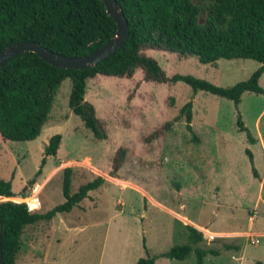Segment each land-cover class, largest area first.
Listing matches in <instances>:
<instances>
[{"label":"rangeland","instance_id":"1","mask_svg":"<svg viewBox=\"0 0 264 264\" xmlns=\"http://www.w3.org/2000/svg\"><path fill=\"white\" fill-rule=\"evenodd\" d=\"M140 52L167 79L191 75L222 87L259 66L251 59L201 63L157 48ZM257 83L264 89V71ZM69 89L66 78L33 140L0 138V179L10 180L14 193L0 201L34 196L35 210L47 211L63 201L64 167L73 170L71 192L94 176L103 183L70 211L26 225L14 264H134L146 255L156 256L153 264H195L193 251L182 260L159 255L184 242L185 225L201 232L198 246L217 251L203 264H264V94L245 91L234 105L181 81L146 80L140 68L128 77L95 75L83 99L104 134L96 138L68 108ZM186 101L190 131L178 117ZM237 115L253 143L238 130ZM55 133L56 154L44 155Z\"/></svg>","mask_w":264,"mask_h":264},{"label":"trees","instance_id":"2","mask_svg":"<svg viewBox=\"0 0 264 264\" xmlns=\"http://www.w3.org/2000/svg\"><path fill=\"white\" fill-rule=\"evenodd\" d=\"M128 27L124 43L105 60L91 67L73 69L54 67L33 52H23L0 66V138L10 141L33 140L48 118L55 90L69 79L67 106L96 138L100 132L93 106L83 99L87 79L95 75L128 77L136 68L144 79L151 81H181L193 92L205 91L231 100L237 105L245 91L264 94L258 78L264 71V0H115ZM203 17L199 22L198 18ZM115 22L106 13L100 0H0V50L12 43L33 40L39 45L65 56H85L97 49L114 33ZM157 48L182 57L194 56L201 63L218 59H251L259 63L250 75L234 84L222 87L191 75L173 74L166 78L157 62L140 51ZM186 130L190 131L191 102L178 110ZM239 131L253 143L239 115ZM60 135L48 138L44 155H55ZM249 153L250 152L246 149ZM41 159L40 167L44 164ZM39 169L37 170V173ZM71 167L62 169L63 201L45 212L28 211L24 202L0 201L1 264H14L20 249L24 227L54 215L68 212L98 188L103 179L94 176L70 191ZM10 180L0 179V197L11 198ZM21 196H24L21 193ZM184 242L174 244L159 255L168 259H184L193 251L195 264L214 249L200 247V231L185 225ZM144 246V245H143ZM225 248H236L223 244ZM156 256L139 257L134 264H153ZM254 264H263L255 261Z\"/></svg>","mask_w":264,"mask_h":264},{"label":"water","instance_id":"3","mask_svg":"<svg viewBox=\"0 0 264 264\" xmlns=\"http://www.w3.org/2000/svg\"><path fill=\"white\" fill-rule=\"evenodd\" d=\"M100 1L104 5L106 13L111 16L114 20L115 30L113 35L102 45H100L97 49L91 51L85 56H65L59 53H55L39 45L33 40H23L5 46L0 50V66L10 58L20 55L23 52H33L49 65L59 68H87L93 66L97 62L105 60L109 55L114 53L124 43L128 35V27L123 17L121 8L115 0Z\"/></svg>","mask_w":264,"mask_h":264},{"label":"built area","instance_id":"4","mask_svg":"<svg viewBox=\"0 0 264 264\" xmlns=\"http://www.w3.org/2000/svg\"><path fill=\"white\" fill-rule=\"evenodd\" d=\"M24 203L28 211H32L37 208V199L34 196H32V199L30 200H25Z\"/></svg>","mask_w":264,"mask_h":264}]
</instances>
